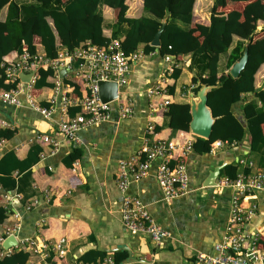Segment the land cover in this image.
Masks as SVG:
<instances>
[{"label":"crops","instance_id":"0c3cea01","mask_svg":"<svg viewBox=\"0 0 264 264\" xmlns=\"http://www.w3.org/2000/svg\"><path fill=\"white\" fill-rule=\"evenodd\" d=\"M108 10L110 9L105 8L107 12L105 14L111 22L113 13ZM195 13L200 15L198 10ZM208 14L210 15V12ZM206 16L205 13L203 18L196 21L205 24ZM140 50L144 51L143 47ZM163 57L156 49L148 54L145 53L132 66L127 90L134 104L132 117L121 119L118 112L113 109L109 120L87 126L79 131L78 145L58 136L61 145L53 153L51 146L43 143L39 137L57 135L58 123L64 116L60 97L50 117H45L31 108L25 96L22 97V105L19 107L0 104V120L9 124L0 128L16 131L12 139L1 143L0 153L14 149L17 156L23 159L36 142L43 147L42 153L46 154L32 167L29 194L12 190L20 194V197L9 204V216L0 224L2 227L0 237L6 235L7 227H17L19 240L34 237L37 241L55 242L66 238L68 253L65 258L55 257L50 261L49 256L46 260L48 264H91L81 260V257L95 248L106 251L107 256L114 259L116 251L128 252L127 249L120 248L124 246L132 250L133 260L125 262L124 259L121 264H184L185 262L202 264L198 261L199 252L216 254L215 244L224 237L230 218L234 190L207 187L204 183L210 171L226 161L237 162L238 158H248L254 163L252 171L260 169L257 161L249 155L251 149L246 139L234 145L216 147L215 150L212 149V142L209 152L202 154L194 150L190 152L187 158L190 173L189 189L185 194L174 199L167 200L158 183L156 177L158 159L152 162L145 177L131 182L129 192L137 195L151 216L170 232V237L161 245H156L146 233H131L122 223L120 214L122 196L116 182V174L122 159L140 151L147 137L146 129L151 115L153 114L155 124H162L164 121L165 111L160 106L164 98L159 96L151 98L148 95V89L156 82L162 81L161 77L171 65L172 61H166ZM188 57L184 56V61L179 65H186ZM168 75L170 74L165 75L167 81ZM192 76L193 73H189L190 80ZM183 85L177 87L176 102H190L194 95L192 84L186 86V90H183ZM256 85L259 86V83L257 82ZM64 86L67 88L66 84ZM67 89L73 99H76L73 90ZM51 93L52 90L48 91L47 95L45 92L42 94L47 97ZM40 96L36 95L38 101L41 100ZM250 98L253 97L245 96L238 108L242 110ZM155 105L158 106L154 112ZM242 112L244 114L243 110ZM171 135L174 137L176 134L173 135L170 129L158 133L159 138H170ZM180 137L179 133L176 140H182ZM75 146L82 149L83 156L69 167L63 159ZM220 149L223 151L218 153ZM240 166L241 171L249 167L242 164ZM46 191L50 195V201H47ZM35 198H39L41 203L33 205L32 200ZM259 201L261 210L251 221L250 227L264 223V194H259ZM1 202L3 203L2 197ZM29 205L32 206L31 209L27 208ZM19 252L27 253L25 264H29L31 260L43 264V258L34 255L32 250L23 244L16 246L2 258H8ZM53 255L57 256L55 253Z\"/></svg>","mask_w":264,"mask_h":264},{"label":"trees","instance_id":"16d2710c","mask_svg":"<svg viewBox=\"0 0 264 264\" xmlns=\"http://www.w3.org/2000/svg\"><path fill=\"white\" fill-rule=\"evenodd\" d=\"M197 1L0 0V65H12L14 57L24 50L56 58L61 50L73 51L87 40L107 47L113 40L120 39L126 54L138 52L142 47L148 54L156 50L151 42L167 20L158 53L173 56L174 69L164 84V97L173 102L164 112L163 123H156L149 137L154 140L164 129H170L176 135L163 139H176L179 133L190 136V102L175 101L177 87L184 84L183 90H186V86L192 84V91L196 94L201 84L207 83L214 86L209 91L208 103L216 122L209 138L193 135V150L202 154L209 152L211 143L217 140L232 144L246 139L250 144V157L257 161L260 169H264V107L251 100L242 108L245 115L238 108L246 94L264 101V86L256 85L258 73L264 65V35H259L258 30L260 23L264 26V0H212L209 20L205 24L196 21L199 19L195 13ZM241 2L245 5L233 7ZM105 8L113 13L111 22ZM247 45L249 60L240 76L235 78L230 68L243 56ZM184 56H189L186 65H179ZM77 64L75 62V67ZM0 73V88L9 90L16 86V82L6 78L4 68L0 67ZM189 73H193L191 80ZM185 74L188 76L181 82ZM64 83L74 86L73 95L78 101L83 95L82 84L73 81L72 76L64 78ZM54 87V69L41 68L34 94H46ZM45 94L40 96L39 102L50 106L49 95L46 97ZM69 112L72 116L82 112L81 106L74 103ZM15 133L10 128H0V142L12 139ZM42 151L43 147L35 142L23 159L14 149L0 153V224L9 216L1 202V193L17 190L29 194L32 167L40 161ZM82 156V149L75 146L63 162L71 167ZM240 171V164L233 161L222 169L221 176L234 179ZM244 171L249 172V167ZM55 257L58 256L51 254L49 260ZM106 257V251L95 248L82 255L81 260L98 264ZM127 257L126 250L114 253L117 264ZM26 260L27 253L24 252L8 258L0 256V264H25Z\"/></svg>","mask_w":264,"mask_h":264},{"label":"built area","instance_id":"2783aa9c","mask_svg":"<svg viewBox=\"0 0 264 264\" xmlns=\"http://www.w3.org/2000/svg\"><path fill=\"white\" fill-rule=\"evenodd\" d=\"M144 51L126 54L120 39L113 40L107 47L99 46L87 40L73 51L61 50L56 58H49L45 53L32 54L28 50L19 53L13 59L12 65L2 63L6 78L16 82L12 89L0 88V103L19 107L22 105V97L25 96L31 108L40 112L45 117H50L55 111L58 99L61 98L60 106L64 116L58 123L57 135H42L39 138L43 143L51 146V152L57 150L60 139L70 141L76 145L80 144L78 133L87 126L107 121L112 117L113 111H117L121 119H127L134 115V104L128 95L132 66L144 55ZM166 61H172L166 73L161 77L162 81L156 82L148 89V95L162 97L160 104L162 110L166 111L172 101L164 97V84L167 82L166 74H171L174 69L173 56L163 57ZM75 62H78L75 67ZM41 68H52L55 71V87L48 97L50 106H43L34 94V86ZM65 69L64 76H60V70ZM33 75L30 81H24L20 75L30 73ZM1 75V73H0ZM72 76L73 81L82 84L83 95L77 101L70 95V88L74 86L66 84L64 78ZM1 77V76H0ZM99 81H113L118 83V96L110 102H103L100 96ZM249 97L248 94L243 97ZM254 100L257 105L264 107V101L250 98L247 102ZM78 103L82 112L70 115V105ZM153 106L155 112L156 107ZM114 109V110H113ZM9 124L0 120V127H7ZM155 128L153 114L148 123L147 137L140 151L119 162V169L116 174V182L121 193V219L125 229L131 233H146L156 245H161L170 237V232L158 223L142 204L141 199L129 192V186L133 180H140L145 177L154 160H159L156 177L167 200L174 199L185 194L190 186V173L188 170L187 158L193 151L194 138L191 132L189 135L180 133L182 140L149 137ZM5 140L0 142V145ZM229 144L221 140L213 142L212 149ZM235 143H232L234 145ZM45 153L41 157H45ZM242 165L249 166L250 171H240L236 178L227 176L217 179V186L223 189L232 188L234 194L231 199L230 218L222 240L215 244L216 254L198 253V261L202 264H264V223L250 227L251 221L259 214L261 204L259 194H264V169L252 171L254 165L251 159H237ZM47 201L50 195L46 191ZM3 205L10 213L9 204L12 200L20 197V194L13 191L2 192ZM41 200L35 198L33 205L40 204ZM31 209L32 206L27 207ZM18 228L7 227L6 235L0 237V256L11 252L18 245L29 247L34 255L43 258V264L55 253L60 258H65L68 253L66 238L55 242L46 240L37 241L36 238L20 239L17 236ZM11 234L17 236V245L6 249L3 247L4 240ZM29 264H38L31 260ZM84 264V263H77ZM98 264H116L112 257L107 256Z\"/></svg>","mask_w":264,"mask_h":264},{"label":"water","instance_id":"95a60500","mask_svg":"<svg viewBox=\"0 0 264 264\" xmlns=\"http://www.w3.org/2000/svg\"><path fill=\"white\" fill-rule=\"evenodd\" d=\"M167 25V20H164L162 26L155 34L154 39L151 42V45L158 49L162 44V33ZM249 60V47L248 45L245 48L243 56L236 61L232 67L230 68V73L233 77L237 78L240 76L241 72L246 67V64ZM66 72L65 69L60 70V76L63 77L64 73ZM33 73H22L20 75L21 79L24 81H30ZM99 90L100 96L103 102H110L117 98L118 96V83L113 81H99ZM214 86L202 83L200 89L196 94H194L190 99V106H191V115L192 119L190 122V132L196 136L209 138L212 135L214 124L216 122V117L214 116L213 110L210 107L208 100V94ZM230 161H226L218 166H216L212 171H210L204 185L207 187H216L217 186V179L221 176L222 169L230 164ZM17 236L15 234L9 235L3 242V247L9 249L17 245ZM100 245V242L98 241ZM127 249L129 252V256L125 262H130L133 260V253L130 248L127 246L120 247Z\"/></svg>","mask_w":264,"mask_h":264},{"label":"rangeland","instance_id":"374dc122","mask_svg":"<svg viewBox=\"0 0 264 264\" xmlns=\"http://www.w3.org/2000/svg\"><path fill=\"white\" fill-rule=\"evenodd\" d=\"M239 5H245V3L244 2H241V3H238V4H236V5H234L233 7H235V8H238L239 7ZM211 6H212V0H198L197 1V8H198V11H199V13H200V15H198V17L201 19V18H203V16H205V13L207 14V16L205 17V22L206 21H208L209 20V14H208V12H210V9H211ZM232 7V6H231ZM203 14V15H202ZM202 21H204L203 19H202ZM258 30H260L259 32V35H261V36H263L264 35V26H262V24L260 23L259 25H258ZM228 71V70H227ZM187 76H188V74H185L184 76H183V78H182V80H181V82L184 80V79H186L187 78ZM258 83H259V86L261 85V86H264V82H263V78H264V65L260 68V71H259V73H258ZM128 90V89H127ZM223 151V149H220V150H218L217 152L218 153H221ZM0 228H2V227H0ZM184 264H187L186 262L184 263Z\"/></svg>","mask_w":264,"mask_h":264},{"label":"flooded vegetation","instance_id":"af4514ba","mask_svg":"<svg viewBox=\"0 0 264 264\" xmlns=\"http://www.w3.org/2000/svg\"><path fill=\"white\" fill-rule=\"evenodd\" d=\"M127 89H128V87H127Z\"/></svg>","mask_w":264,"mask_h":264}]
</instances>
